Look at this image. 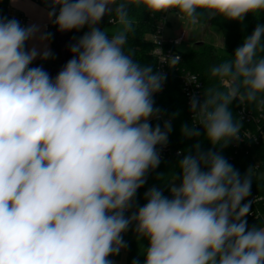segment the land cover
<instances>
[{
  "label": "clouds",
  "instance_id": "obj_1",
  "mask_svg": "<svg viewBox=\"0 0 264 264\" xmlns=\"http://www.w3.org/2000/svg\"><path fill=\"white\" fill-rule=\"evenodd\" d=\"M45 3L60 32L88 30L52 78L42 66L30 67L51 52L26 49L51 34L0 17V264H112L108 258L128 247L123 234L133 225L137 241L148 242L144 264H264V225L247 221L252 168L241 176L222 155L241 138L232 102L264 113V24L230 59L211 66L218 85L190 98L192 122L181 126L182 136L198 138L202 128L220 150L203 151L197 140L178 173L167 182L157 177L169 195L153 186L143 206L137 192L160 165L157 146H166L172 131L170 121L163 128L150 123L161 117L153 97L167 77L125 47L136 32V10L197 26L264 14V0ZM106 16L115 25L111 35L99 27ZM179 61L170 57L169 68Z\"/></svg>",
  "mask_w": 264,
  "mask_h": 264
},
{
  "label": "trees",
  "instance_id": "obj_2",
  "mask_svg": "<svg viewBox=\"0 0 264 264\" xmlns=\"http://www.w3.org/2000/svg\"><path fill=\"white\" fill-rule=\"evenodd\" d=\"M9 3L10 0H0V17H7ZM42 5H47L45 0ZM134 15L137 19L136 32L134 35L129 36V43L125 46L126 51L128 49L133 50L134 59L142 64L152 65L154 72H156V62L151 56L153 46L148 41V38L155 32L157 24L163 14L153 16L148 12H143V10H136ZM207 21L209 20L202 19L200 24ZM212 21L218 25L224 38V52L220 53L208 44H199L197 49L189 51L188 53H182L181 63L171 71L167 80L166 92L160 104L154 107L161 110L162 116L173 119L172 131L168 136V140L171 147L180 151L181 155L171 159L161 160L158 168L148 173L145 185L138 190L135 198L138 206H143L146 203L144 193L153 186L163 188L164 194L169 195L167 188L157 177L164 174L162 181L167 182L171 179L174 171L178 173V161L183 158V154H187L192 149V146L197 143V140L200 141L201 150L203 151H208L209 149L214 151L220 150L218 147L213 149L212 145L204 138L202 128L200 129L201 136L198 138L186 139L182 136L181 126L185 123L191 124L192 119L179 84L177 71L178 69L185 70L197 75L204 84V90L208 87L218 85V80L209 76V69L214 64L230 59V56L234 55L235 50L242 45L243 39L253 32L256 25L258 23L264 24V14H257L255 16L248 14L245 16L243 22L225 20L223 17L213 18ZM109 25V18L106 16L102 20L101 28L104 29ZM51 26L53 31L55 25L52 24ZM52 31L50 32V39L53 37ZM30 67L36 66L32 63ZM243 108L252 116L250 121L243 119L241 115ZM230 109L234 119L242 124L241 135L244 138V142L238 148L234 147L235 141L231 142L222 150V155L240 172L241 176L249 168H252L253 183L251 194L261 199L258 203V208L264 210V140L261 139L264 136V113L257 111L254 105H240L237 100L232 102ZM151 124L153 127L156 124H160L161 128L163 127L159 120H154ZM246 133H250L253 140L248 138L245 135ZM255 138L258 140L257 143L254 141ZM247 221L249 227L255 224L258 226L264 225L261 219H255L249 217V215L247 216ZM133 228L134 225L127 231V264H133L134 260H138L139 264H144L145 257L141 253V248L146 249L148 242L147 240L137 241Z\"/></svg>",
  "mask_w": 264,
  "mask_h": 264
},
{
  "label": "built area",
  "instance_id": "obj_3",
  "mask_svg": "<svg viewBox=\"0 0 264 264\" xmlns=\"http://www.w3.org/2000/svg\"><path fill=\"white\" fill-rule=\"evenodd\" d=\"M31 1H33L34 3H36L38 5L43 6L42 3L44 0H31ZM43 7H45L46 9L49 10L48 4L43 6ZM168 17H169V14H163L161 20L157 24L155 32L153 34H151L148 38V41L153 46L151 56L154 58V60L156 62V72H162V73L166 74V77H167V79L164 82V85L162 87V90L159 91L158 93H156L153 97L154 106H158L160 104V101L166 92L167 82H168L167 80H168V77H169L171 71H173L176 67H178L182 61V53L183 52H182L181 48L184 46V44L186 42V38H187V33L184 30L177 32L174 36H167L166 33L168 30V25H169ZM7 18L8 19L15 18V19L19 20L22 26H28V24L31 22V19L28 16L16 13L15 10L12 9L10 3L7 7ZM52 19L54 20L55 17H53ZM52 24L53 23L51 20V22L49 24L45 25V29H46L47 33H50L52 31V26H51ZM54 27L56 28L57 26L55 25ZM54 31H55V29H54ZM175 55L180 56V61L176 65L175 68H169L168 64L170 63V57L175 56ZM177 72H178L179 84H180L182 93L186 99L187 107L189 108L190 107V105H189L190 98L194 94L197 96H200L201 93L204 91V84L197 75H195L189 71L178 69ZM192 76L196 77L195 81H190L189 78ZM197 84H199V86H196ZM241 115L243 116V119H247L248 121H250L252 119V116L249 113H247L244 108L241 112ZM190 116L192 119V113L191 112H190ZM154 120H159L161 122L162 126L165 123V121H170L171 125H173V119L171 117H164L161 115L160 119H152L150 121V123ZM197 127H200V126H197ZM245 135L248 138H251L250 133H246ZM261 139L264 140V136H262ZM254 141H255V143H257L258 142L257 138H255ZM243 142H244V138L241 135V138L234 142V147L238 148L239 145H241ZM158 151L160 152L161 160L171 159L173 157H178L181 155L180 151L175 150L171 147L169 140H168L167 145L166 146H160L158 148ZM247 199L253 200L251 214L249 215V217H252L255 219H261L264 222V210H260L258 208V203L261 201V199L259 197H257L256 195H253V194H251V196H249ZM245 202H247V201H245ZM129 214L130 213H126V215H129ZM126 238H127V232L123 234L124 241H126ZM122 251H123V249H121V251L119 252L118 255H121ZM109 260L112 262V264H117L115 262V255L110 256Z\"/></svg>",
  "mask_w": 264,
  "mask_h": 264
},
{
  "label": "rangeland",
  "instance_id": "obj_4",
  "mask_svg": "<svg viewBox=\"0 0 264 264\" xmlns=\"http://www.w3.org/2000/svg\"><path fill=\"white\" fill-rule=\"evenodd\" d=\"M46 17L48 18L47 14ZM49 22L51 20L48 18ZM168 30H167V36H173L176 32H179L181 30H184L187 33V38L184 46L181 48L183 53H188L189 51L195 50L198 48L199 44H208L213 46L218 52L223 53L224 52V38L220 32V29L216 23L210 19L209 21L198 24L197 26H190L187 25L185 22L179 21L176 16L169 15L168 17ZM102 21L99 25L101 28ZM104 29H107L109 32V35H111L115 30V25L110 24L109 26L105 27ZM88 29L85 27L84 29H81L79 32L74 31L72 32V37L75 41L84 34ZM53 37L51 39L52 42V55L49 59L45 60V65L49 68H56L59 65L60 62V52L59 48L56 45L55 42V36H54V30L52 31ZM47 40L41 42L39 39H35L29 42L28 48L30 49L33 45L41 46L44 44V46L47 44ZM160 146H157L159 148ZM128 261V250L127 248L123 249L121 255H115V262L117 264H127Z\"/></svg>",
  "mask_w": 264,
  "mask_h": 264
},
{
  "label": "crops",
  "instance_id": "obj_5",
  "mask_svg": "<svg viewBox=\"0 0 264 264\" xmlns=\"http://www.w3.org/2000/svg\"><path fill=\"white\" fill-rule=\"evenodd\" d=\"M10 4H11L12 9L15 10L16 13L26 15L31 19V22L28 25L36 24L39 26L40 33L37 34L38 36L42 33H47L45 29V25L50 23L48 18L46 17L48 9H46L45 7L41 5L34 3L31 0H10ZM29 42L26 45V49H29L28 48ZM47 42L48 43L45 46L44 44H42L41 46H37V48L40 50L47 48L52 54L53 47H52L51 39L49 38ZM44 62L45 60H42L39 57H37V59L33 61V64L35 66H42V65H45Z\"/></svg>",
  "mask_w": 264,
  "mask_h": 264
},
{
  "label": "water",
  "instance_id": "obj_6",
  "mask_svg": "<svg viewBox=\"0 0 264 264\" xmlns=\"http://www.w3.org/2000/svg\"><path fill=\"white\" fill-rule=\"evenodd\" d=\"M60 32L58 28H55L54 36L56 45L60 52V62L58 67L49 68L47 66H42L45 71L49 73L52 78H55L57 73L63 68L69 59L72 58V53L70 51V44L74 43V38L72 37V32Z\"/></svg>",
  "mask_w": 264,
  "mask_h": 264
}]
</instances>
